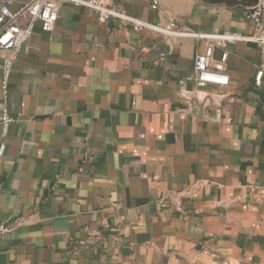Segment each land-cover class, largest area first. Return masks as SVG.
Wrapping results in <instances>:
<instances>
[{"label": "crops", "instance_id": "obj_1", "mask_svg": "<svg viewBox=\"0 0 264 264\" xmlns=\"http://www.w3.org/2000/svg\"><path fill=\"white\" fill-rule=\"evenodd\" d=\"M256 1L106 5L183 32L249 35ZM205 51L69 3L52 32L35 25L12 52L6 136L0 90V223L12 226L0 264H264V46L228 47L227 86L181 83Z\"/></svg>", "mask_w": 264, "mask_h": 264}, {"label": "built area", "instance_id": "obj_2", "mask_svg": "<svg viewBox=\"0 0 264 264\" xmlns=\"http://www.w3.org/2000/svg\"><path fill=\"white\" fill-rule=\"evenodd\" d=\"M107 0H30L18 11L12 12L8 3L0 8V58L2 60V77L0 90L2 93L1 106V125L2 135L6 136L11 123L17 117L10 115L7 106V96L9 92L10 77L14 65L12 52L19 51L32 35L35 25H39L42 31L52 32L58 20L59 8L63 3H69L73 7H86L91 9L100 19L117 18L129 22L134 31L147 29L154 33L166 36H187L197 41L207 43V51L197 54L194 59L191 74L187 75L181 83H191L196 88H202L208 84L220 87L227 86L229 83L228 75L223 71L225 61L228 56V47L237 43H250L264 46V0H257L255 5L246 14V19L252 26V33L249 35L224 31L222 33H197L183 32L176 29L173 22L165 24H152L141 21L123 13L110 9L106 5ZM151 8L158 9L157 1H153ZM213 49H219L221 55L218 67L209 66V53ZM264 76V62L254 76V85L260 87ZM189 91L184 90L182 95H189ZM3 145L0 147L2 150ZM20 225L21 222H15ZM12 230V226L0 223V237Z\"/></svg>", "mask_w": 264, "mask_h": 264}]
</instances>
